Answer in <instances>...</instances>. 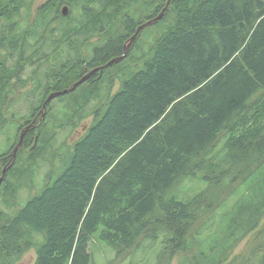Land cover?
<instances>
[{
  "label": "trees",
  "instance_id": "obj_1",
  "mask_svg": "<svg viewBox=\"0 0 264 264\" xmlns=\"http://www.w3.org/2000/svg\"><path fill=\"white\" fill-rule=\"evenodd\" d=\"M66 1L77 13L70 24L61 13ZM155 1L153 18L168 0ZM149 2L46 0L32 18V0H0V18L14 19L0 27V50L16 55L19 45H29L31 54L21 66L0 63V130L19 99L16 88L34 83L27 92L31 113L13 114L23 122L14 121L15 140L0 153L2 164H11L0 192L16 191L8 174L17 168L13 150L19 132L45 104L51 109V94L124 55L126 43L150 19L141 15L143 9L149 12ZM16 13L26 16L15 27ZM170 18L152 46L141 52L135 47L141 34L150 39L147 27L123 59L101 66V77L67 93L74 97L73 110L61 126H76L103 84L111 88L117 78L120 83L93 112L67 166L57 176L49 174L41 192L15 214L0 210V264H15L32 248L34 264H92L93 240L124 258L153 247L162 232L161 251L169 258L197 251L181 264H235L232 247L255 233L259 242L240 264H264V0H172L161 20ZM104 20L112 23L108 39L86 57L88 40L101 34ZM54 23H60L56 29ZM53 49L67 53L60 64L49 62ZM130 60L134 64L126 72L119 70ZM28 64L33 73L26 79ZM41 124L24 137L28 163L44 140ZM196 178L206 188L192 197L173 192ZM31 230L42 235L41 242L33 240Z\"/></svg>",
  "mask_w": 264,
  "mask_h": 264
},
{
  "label": "rangeland",
  "instance_id": "obj_2",
  "mask_svg": "<svg viewBox=\"0 0 264 264\" xmlns=\"http://www.w3.org/2000/svg\"><path fill=\"white\" fill-rule=\"evenodd\" d=\"M46 0H32L31 3V16L32 18L36 14L39 7ZM68 1H66L67 3ZM168 9V8H167ZM76 13V11H74ZM26 14V13H25ZM26 16V15H25ZM25 16H23L25 18ZM22 22L21 19L18 20ZM172 22L171 18L168 20H161L157 24H152L148 27V32H150V39L143 33L139 41L136 43L135 47H138L140 52L145 50L147 46H152L153 41L157 35L163 31H165L169 24ZM57 25V24H56ZM54 25V26H56ZM58 26V25H57ZM112 27V26H111ZM110 27V28H111ZM145 27L143 30H145ZM150 27V28H149ZM109 28V30H110ZM112 30V28H111ZM109 33V31H108ZM108 35V34H107ZM90 38L88 43L90 42ZM96 38H93V43L96 42ZM134 42V41H133ZM132 42V43H133ZM40 43H43L40 41ZM47 43V42H45ZM133 44L128 47L131 48ZM33 47H31L32 51ZM34 51V49H33ZM83 52V48H81ZM3 53V52H2ZM1 53V55H2ZM32 53V52H31ZM51 54V53H50ZM28 58L30 57V52H28ZM133 61L125 62L119 70L122 72H126V70L133 65ZM27 69L23 74V78L29 79L32 75L33 65L28 64ZM108 68V67H107ZM45 68H42L41 72L45 73ZM113 74L114 70L110 71ZM113 86L110 88L109 85L111 83L103 84L98 91L100 95H98V91L94 94V98L91 100L88 108L85 112V117L83 119H76V126L68 125L61 126L64 124L66 120L69 118L68 116L72 113V100L74 97H68V94H62L56 96L52 100V107L50 110L43 109L42 113H38V117L34 118L35 123L41 124V135H43L44 140H41L39 144L40 148L35 153V161H29L30 149H26L23 146L19 148L16 159L18 160L15 164L16 169H14L10 173L9 176V185L12 184L16 188L14 193H11L8 190L6 192H0V210L5 212L6 214H15L17 210H19L25 202L31 198L33 195L41 192L43 186L45 185L48 175L54 173V176H57L59 172H61L66 166L71 156V152L73 149V144L80 139L88 130L90 125L94 120L93 112L107 100V92L108 89L111 90L112 93L116 92L119 88V79H114ZM20 84H17V86ZM16 86V87H17ZM34 88V83L29 82V84L25 88H16L18 91L22 92L21 95L16 94L15 97H19L14 104L10 105V110L6 111V118L9 120L3 129L0 130V153L7 150L15 140V122L17 121L23 122V119H13L15 113L17 116L20 115H29L31 113V102L32 100L29 98L27 94L28 91ZM26 92V93H25ZM25 93V94H24ZM73 96V95H72ZM68 99L66 100V98ZM65 100V101H64ZM70 104V105H69ZM14 114V115H13ZM48 114V115H47ZM40 115V116H39ZM44 119V120H43ZM15 121V122H14ZM22 132V131H21ZM19 132V134H21ZM18 141L16 142L15 147L19 143L20 135H18ZM15 150V148H14ZM13 150V157H14ZM15 158V157H14ZM10 161L6 164H2L0 161V167L2 166V174L3 170L7 168V171L10 169ZM6 171V174H7ZM0 176V177H1ZM5 176V175H4ZM4 179V178H3ZM3 183V181H2ZM0 184V187L2 185ZM206 188V183H204L201 179H190L185 181L183 184L179 185L173 192L179 196L181 199H187L195 195ZM219 190V189H215ZM221 197V196H220ZM264 226V219L261 221ZM224 228V224L221 223ZM221 225H218L219 227ZM262 226V227H263ZM164 234L161 233V239L157 241L153 247L149 246L143 250L140 248L133 251L131 254L126 255L124 258H116L115 251L111 246L106 244L105 242L93 240L91 244V252H92V264H181L183 258L189 257V259H194L193 256L196 254V250L191 252H182L174 255L173 258H169L170 255H166L161 251L163 244L161 243L164 239ZM30 235L33 240L37 242H41L42 235L33 230L30 231ZM256 234H250L248 237L244 238L242 241L235 244L232 247L230 252V258L236 261L235 264H240L244 258L248 257L251 249L254 245L259 242V239H256ZM210 240H206L204 243V248L206 250H210ZM149 245V244H148ZM36 258V250L32 248L30 251L26 252L18 262L15 264H34ZM237 259L239 262H237ZM184 264H188L187 261Z\"/></svg>",
  "mask_w": 264,
  "mask_h": 264
},
{
  "label": "flooded vegetation",
  "instance_id": "obj_3",
  "mask_svg": "<svg viewBox=\"0 0 264 264\" xmlns=\"http://www.w3.org/2000/svg\"><path fill=\"white\" fill-rule=\"evenodd\" d=\"M150 2H149V4H150V7H149V12H146V11H144V9H143V12L141 11V15H143L144 17H149L150 19L151 18H153L152 17V15H153V10L155 9V0H149ZM64 7H68V9H69V13H68V15H64L63 14V12H62V10H63V8ZM139 8V7H138ZM139 12V11H138ZM61 13L65 16V17H69V24L71 23V22H73V19H71V18H75V16H76V14L77 13H74V11H73V7H72V5L71 4H69V3H62L61 4ZM25 14H23V13H16L15 14V16H17V19H15V27L18 25V24H22L23 23V21L22 22H19L18 20L19 19H23V16H24ZM150 19H148V20H150ZM13 18H7V17H4V18H0V27H2L3 29H5V27H3V26H9V25H11L12 24V22H13ZM148 20H146V21H148ZM24 24H25V22H24ZM57 23H54L53 24V26L54 25H56ZM60 24V23H59ZM59 24H57V25H59ZM54 26V29H56L58 26ZM110 25L112 26V23H108V20H104L102 23H101V34L100 35H98L97 37H94V38H96L97 40H96V42H94L93 43V38H92V36L90 37V36H88V37H90V42L88 43V45H89V48L90 49H88V50H85V56L87 57H92L93 55H95V50H96V48L97 47H100V46H102L103 45V41L104 40H107L108 39V35H107V33H108V30H109V28H110ZM3 29H1L0 28V31L2 32L3 31ZM7 32H8V30H7ZM87 37V38H88ZM73 44H71V47H73V52L75 53V46H74V42H72ZM129 43V41L126 43V45L124 46V49H125V47L128 45V47H130V45L128 44ZM133 44V43H132ZM29 45L27 46V45H19L18 46V52L16 53V55H13L12 53H11V50H9V49H3V50H0V63H9V62H11V61H14L17 65H19V66H21V65H24L26 62V60L28 59V52H30V50H29ZM129 49H127V51H128ZM65 50H63V53L62 52H58V53H56L57 51L55 50V49H53L52 51H51V57H52V59L49 61V62H51L53 65H56V63H61L62 61L61 60H59V59H61V58H66V56H67V53H66V51L64 52ZM3 52V53H2ZM1 53H2V55H1ZM38 53H41V50L40 51H38ZM124 53H125V50H124ZM5 58H8V60L7 59H5ZM5 60V61H4ZM102 66V65H101ZM101 66H99V68L101 67ZM96 68H98V67H96ZM93 69H91V70H87V73L88 72H91ZM101 71H103V70H97V71H95V72H93L90 76H89V78H91V77H94V79H96V78H99V77H101L102 76V73H101ZM17 94H19V95H21L22 94V92H20V91H18L17 92Z\"/></svg>",
  "mask_w": 264,
  "mask_h": 264
},
{
  "label": "water",
  "instance_id": "obj_4",
  "mask_svg": "<svg viewBox=\"0 0 264 264\" xmlns=\"http://www.w3.org/2000/svg\"><path fill=\"white\" fill-rule=\"evenodd\" d=\"M171 1H172V0H168V1H167L166 6L164 7V9L161 11V13H160L157 17H155V18H153V19H151V20L145 22L144 24L140 25V26L137 28L136 33H135V34L130 38V40H129V43H128L129 45L132 44V42L137 38V36L139 35V33H140L145 27L150 26V25L156 23L157 21H159V20H161V19L163 18V16H164V14H165L167 8L169 7ZM62 12H63L64 15H68V13H69V9H68V7H64L63 10H62ZM127 49H128V45L125 47V54H124V55H122L121 57H118V58H115V59L111 60L109 63H107L106 65L102 66L101 69H104V68H106V67L112 65L113 63L119 62L121 59H123V58L125 57L126 53H127ZM99 69H100V68H97V69H94L93 71L89 72V73L86 74L82 79H80L77 83H75L72 87H70V88H68V89H66V90H64V91H59V92H56V93L51 94V95L49 96V98H48V101L52 100V99H53L54 97H56V96H59V95H62V94H67V93H70L71 91L75 90V89L78 87V85L84 83V82L89 78V76H90L93 72H95V71H97V70H99ZM46 107H47V106H46V104H45V105H44V109H46ZM34 125H35V121H33L31 124L27 125V126L22 130V132H21V134H20L19 143H18V145L15 147V150H14V157H16V154H17L19 148L23 146L24 137H25L27 131H28L30 128H32ZM7 168H8V167H6V168L3 170V175L0 177V184H1L2 181H3V178H4V175L6 174Z\"/></svg>",
  "mask_w": 264,
  "mask_h": 264
}]
</instances>
